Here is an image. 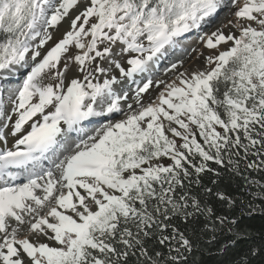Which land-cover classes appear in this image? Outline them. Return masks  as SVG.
<instances>
[{
	"label": "snow or ice",
	"instance_id": "obj_1",
	"mask_svg": "<svg viewBox=\"0 0 264 264\" xmlns=\"http://www.w3.org/2000/svg\"><path fill=\"white\" fill-rule=\"evenodd\" d=\"M0 264H264V0H0Z\"/></svg>",
	"mask_w": 264,
	"mask_h": 264
},
{
	"label": "trees",
	"instance_id": "obj_2",
	"mask_svg": "<svg viewBox=\"0 0 264 264\" xmlns=\"http://www.w3.org/2000/svg\"><path fill=\"white\" fill-rule=\"evenodd\" d=\"M253 223H254V225H255V226H257V227H258V226H259V223H260V221H259V220H256V221H254Z\"/></svg>",
	"mask_w": 264,
	"mask_h": 264
},
{
	"label": "bare ground",
	"instance_id": "obj_3",
	"mask_svg": "<svg viewBox=\"0 0 264 264\" xmlns=\"http://www.w3.org/2000/svg\"><path fill=\"white\" fill-rule=\"evenodd\" d=\"M193 43H194V41H193ZM185 66L187 67L188 65L186 64Z\"/></svg>",
	"mask_w": 264,
	"mask_h": 264
}]
</instances>
